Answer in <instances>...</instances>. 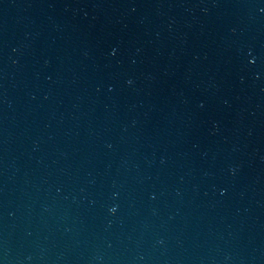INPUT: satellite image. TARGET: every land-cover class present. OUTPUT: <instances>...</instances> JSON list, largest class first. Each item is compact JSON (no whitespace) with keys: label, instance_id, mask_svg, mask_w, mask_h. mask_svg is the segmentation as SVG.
I'll use <instances>...</instances> for the list:
<instances>
[{"label":"water","instance_id":"1","mask_svg":"<svg viewBox=\"0 0 264 264\" xmlns=\"http://www.w3.org/2000/svg\"><path fill=\"white\" fill-rule=\"evenodd\" d=\"M0 264H264V0H0Z\"/></svg>","mask_w":264,"mask_h":264}]
</instances>
